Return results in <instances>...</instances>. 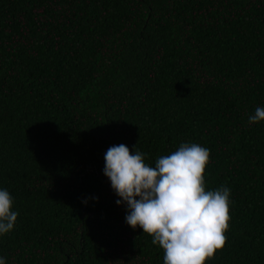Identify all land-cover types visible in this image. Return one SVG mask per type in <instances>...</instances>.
Listing matches in <instances>:
<instances>
[{"label":"trees","instance_id":"trees-1","mask_svg":"<svg viewBox=\"0 0 264 264\" xmlns=\"http://www.w3.org/2000/svg\"><path fill=\"white\" fill-rule=\"evenodd\" d=\"M264 0H0V189L19 213L6 264H164L104 175L105 153L210 150L230 189L205 264H264Z\"/></svg>","mask_w":264,"mask_h":264},{"label":"clouds","instance_id":"clouds-1","mask_svg":"<svg viewBox=\"0 0 264 264\" xmlns=\"http://www.w3.org/2000/svg\"><path fill=\"white\" fill-rule=\"evenodd\" d=\"M264 122V107H257L248 123ZM210 150L196 143H182L155 165L145 163V154H130L124 145L105 153L104 175L127 206L126 223L150 236L164 252V264H205L222 250L229 230L230 189L205 190L204 172ZM14 198L0 189V236L13 231L19 213ZM0 264H6L0 258Z\"/></svg>","mask_w":264,"mask_h":264}]
</instances>
